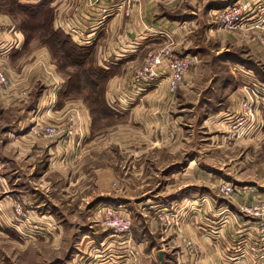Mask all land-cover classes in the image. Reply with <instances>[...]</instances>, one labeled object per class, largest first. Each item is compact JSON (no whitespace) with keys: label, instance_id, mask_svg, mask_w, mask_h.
Returning a JSON list of instances; mask_svg holds the SVG:
<instances>
[{"label":"crops","instance_id":"crops-1","mask_svg":"<svg viewBox=\"0 0 264 264\" xmlns=\"http://www.w3.org/2000/svg\"><path fill=\"white\" fill-rule=\"evenodd\" d=\"M17 1L21 6H24L22 7L23 10L34 11V16H31L36 23L39 15L47 11L52 15V21L49 28L35 27L36 23H34L33 28H27L7 15L0 14V44L11 46L8 48L9 53L3 57L7 60H17V66H19L18 75L15 71L5 72L11 81V86L0 97V103H2L0 105L4 116L15 115L19 118L27 113L25 119L20 118L15 125L18 126L16 134L21 136L18 138L10 133L7 141L9 145H16L20 150H23V146L28 144L29 148H35L38 156L44 152L46 156L53 155V161L49 162L47 170L61 161L73 163L74 157H70V154H73L75 146L78 148L89 146L90 148L93 145H100L98 133L105 131V129L126 127L131 128L132 133L146 132L155 136V138L149 137L147 141H139L137 134H135L130 139L129 146L134 153L131 157L130 168L136 173L139 166L149 165L155 159H151L149 155L141 156L138 149L146 148L149 152L157 148L170 147L169 142L168 145H165L166 140L169 137H179L182 127L175 124L181 122L180 120L183 119L186 110L190 111L189 114L197 119L203 117L202 119L206 123L211 118L218 119L225 115H232L235 110H238L236 108L243 98L253 96L249 92L244 93V88L258 93L256 88L260 87L263 92L260 93L259 98L258 95L254 98H256L257 108L259 106L260 109L263 106L261 110L264 113V77L259 72L249 68L241 59L231 58L229 60L226 58L225 64L230 66L233 76L224 81L225 89L229 91L225 92V100L221 101L217 107L212 106V113L208 112L207 109L213 104L204 98L203 90L191 92L190 87H188L172 94L169 91L168 80L161 78L160 85L155 91L148 94L136 93L135 104H132L133 107L129 113L134 122L133 126L120 124L107 126L98 122L97 116L101 114V109H106L108 114L113 113L115 119H122L125 113H123V107L117 102H120L119 99L122 97L128 82L142 67L145 57L158 49H154L157 43L161 42L160 47L165 43L164 34H170L174 37L175 53L179 56L193 57L195 61L193 67L196 66L198 57L197 53H193V48L187 54L182 53L183 49L187 51L193 45L183 43L181 40L178 41V38L193 35L200 30L202 17L198 16L199 12L196 14L194 11L203 13L204 10L214 11L213 9L221 6L220 4L225 1L144 0L139 7L136 6L131 11L129 10L128 15H125L124 8L116 10V1L113 0H103L101 4L95 5L91 0ZM185 4L194 5L195 10H185L183 7ZM114 9L117 14L113 15L107 21L108 24L102 27L101 20ZM191 17H194V20H191ZM69 23H72V28L68 27ZM211 32L215 31L211 30ZM53 33L60 34L61 39H67L68 43L65 47L63 41L52 37ZM227 38L230 39L229 36ZM71 47L82 53L81 56L83 57L80 61L75 60L71 56L72 54L70 57L64 54L65 51L69 52ZM199 49H202V52L205 51L203 47ZM91 50V56H86ZM229 52L230 49L221 50L216 53V56L229 54ZM257 58L259 57L257 56ZM33 61L34 65L28 64ZM207 65L211 69L215 67L209 61H207ZM37 66L45 73L42 77L31 74V68L35 69ZM217 78L214 75L209 86ZM43 83L46 89L43 94H40L36 88ZM53 99L54 102L56 101L54 105H48L49 100ZM73 111L78 113L79 122L77 121L72 127L73 137L71 141L65 138L44 139L34 134L33 130L37 123L54 125L67 130L71 126L68 119ZM15 123L16 121L13 122V124ZM27 123L29 125H26ZM66 141L70 143H66ZM119 147L122 148L123 146L119 145ZM177 147L179 151L177 158L172 161V165L175 166L172 176L179 181L175 185L177 192H179L188 187L195 188L202 184L203 171L195 156L190 160L189 168L185 169V143L179 139ZM21 155L23 157L18 161L25 160V153ZM37 161L43 163L40 160L34 162ZM37 168L35 165L34 169L38 174ZM91 172L94 174L91 180L95 182L96 187L93 194L86 193L87 186L76 189V192L73 191L83 180L81 177L75 183L70 182L71 189L67 191L69 196H65V198L70 197V199L65 205L71 206L76 198L87 199L88 205L90 201L96 199L92 206L104 205L105 203L117 204L119 199L116 197L120 196L121 192L115 191L113 183L116 180L110 179L111 173H107L101 167H96ZM157 173L151 172L149 174ZM207 177L211 180L213 175L208 173ZM72 179H74V175ZM170 184H165L167 192L170 191ZM3 187L4 185L0 181L1 191ZM54 187L56 185H53L52 190L55 192L57 188ZM45 195L49 197L51 206L56 211L59 203L55 200V195L52 192L44 193ZM13 197V195L6 193L0 195L1 213V209L3 210L4 207L12 204ZM178 198H171L165 202L167 205L178 204L180 207L177 208L185 209L184 201L186 198L184 196ZM157 199L153 200L158 201ZM23 203L25 206H32L36 213H47L48 211L47 204L40 203L36 199L29 201V203ZM145 204L151 211L155 202L147 200ZM240 207L238 204L211 205L209 203L197 207L195 205L193 208L197 210V214L190 218V223H185L183 217L181 221L183 231L180 229L181 233H178L173 226L166 228L163 222L158 221L156 225L155 221L149 219L145 222L147 226L145 228H148L149 231L148 238L140 237L137 233L132 238V244L138 251V264H189L194 260H197L199 264H251L250 258L244 256V253H247L249 245L251 248L257 242L259 228L254 219L240 212ZM173 209L178 211L175 207ZM165 210L167 209L161 210L159 213ZM0 215L3 216V214ZM40 215H42L41 218H48L44 214ZM56 227L55 225L53 229L55 230ZM90 227L94 228V225L91 224ZM137 229L138 226L134 223L133 233ZM155 232L161 233V240L155 238ZM112 236L110 232L106 231L84 234L82 244L95 246L93 250L85 253L88 263L84 264H112L114 259H121L123 253L109 251L113 246V242L109 241ZM160 242L162 246L158 248ZM188 243H192L194 249H191ZM234 243H237V246ZM235 247H239L236 254Z\"/></svg>","mask_w":264,"mask_h":264},{"label":"rangeland","instance_id":"rangeland-1","mask_svg":"<svg viewBox=\"0 0 264 264\" xmlns=\"http://www.w3.org/2000/svg\"><path fill=\"white\" fill-rule=\"evenodd\" d=\"M91 1L93 5L103 2V0ZM143 1L141 0V3ZM222 1L225 2L213 9L214 11L204 10V13L194 11V5L185 4L183 6L187 11H194L196 14L199 12L198 16L202 17L200 19L202 26L197 33L186 35L181 39L178 38V41L181 40L183 43L193 45L187 51L183 49L182 53L187 54L193 48V53H197L198 61L196 66H192L190 69L184 83L175 93H172L176 94L180 89L188 87H190L191 92L203 90L204 98L213 104L207 109L210 113L213 111L212 106L217 107L221 101L225 100V92L229 91L225 89L224 81L232 78L233 73L230 66L225 64L226 58L229 60L231 58L241 59L249 68L259 72L264 77V41L260 40H264V26L260 30H244L245 32L239 33L236 31H243V29L233 31L221 27L218 15L215 12H219L229 5H234L239 0ZM141 3L131 6L128 11H131L136 6L139 7ZM22 7L24 6L18 5L16 0H0V14L7 15L16 22H20L22 26L33 28L36 21L33 20L31 15L34 16V11L23 10ZM128 11H124L125 15H128ZM106 15L105 19L101 20L102 27L108 24L107 21L113 16H110L109 13ZM39 16L35 27L49 28L52 15L47 11L42 12ZM45 17L47 18L46 20ZM191 18V20H194V17ZM211 30L215 32H211ZM224 35L227 36L225 37ZM228 36L230 39L227 38ZM172 38L174 39V37ZM174 40L173 48L175 49L176 43ZM160 43L154 46V49H158L145 57L142 67L137 71L143 68L146 59L151 54L167 45V41L161 47ZM200 47H203L205 51L202 52V49H199ZM227 49H230L229 54L216 56L217 52ZM3 56L0 55V70L6 73L9 70L15 71L18 75V61L7 60ZM207 61L215 67H212V69L208 67ZM28 64L32 66L34 61ZM31 74L42 77L45 73L37 66L35 69L31 68ZM17 75L13 76L16 77ZM134 75L131 78L132 80ZM214 75L218 78L209 86V82ZM132 80L124 88L123 94L127 93L130 96L136 95V92L148 94L158 89L161 82L159 80L155 85L146 86L144 84H135ZM207 86L209 87L205 89ZM45 89L44 83L36 88L40 94H43ZM256 89L258 93L244 88V93L249 92L253 96L251 98H243L236 108L238 110H235L232 115H225L218 119L211 118L207 123L202 119L203 117H198L197 119L189 114L191 113L190 111L186 110L183 119L180 120L181 122L175 124L182 127L181 134L179 137H169L166 140L165 145H168L167 143L169 142L170 147L157 148L149 152L146 148L138 149L141 156L149 155L151 159H155L149 165L139 166L136 173L130 168L131 157H133L134 153L130 149L129 141L135 134H137L139 141H147L149 137L155 138L152 134L146 132L132 133L131 128L126 127L105 129V131L98 133L100 135L98 139L100 145H93L90 148L89 146L85 148L75 146L73 154L68 153L70 157H74L73 163L71 161H68V163L61 161L47 170L49 162L53 161V155H47V157L44 152L38 156L35 148H29L28 144L25 147L23 146V150H20L18 146L9 145L7 141L10 133L18 138L21 136L16 134L18 126L15 125H17V121L20 118L25 119L27 113H24L19 118L15 115L4 116L0 105V181L4 185L2 191L0 189V195L6 193L14 196L12 204L4 207V212L2 209V213L0 212V214H3V216L0 215V264L88 263L85 253L93 250L95 246L82 244V236L87 234V232L103 233V231L110 232L113 235L109 240L113 242V246L109 251L123 253L122 258L114 259L112 264H138V251L132 244V238L135 237V233L140 237L148 238L149 231L148 228H145L147 227L145 222L149 219L150 221H155V223L158 221L162 223L160 216L174 218L175 222L179 223V226H174V228L178 233H181L183 217L185 223H190V218L197 214V210L193 208L195 205L197 207L210 203L211 205L238 204L241 206L264 201V113L261 110L263 106L260 109L259 106L257 108L256 98H254L256 95L259 98L260 93L263 91L260 90V87ZM247 101L252 102L254 105V113L252 115H249L244 108V104ZM124 102H117L118 105H126L127 107L126 110H123L125 114L122 119H115L113 113L101 112L103 115L97 116L98 122L107 126H112L113 124L133 126L134 122L129 114L133 106ZM239 119L242 120L240 122L241 125L238 122ZM68 120L71 124L69 128H72L77 121L79 122L78 113L73 111ZM14 121H16L15 124H13ZM26 125L29 124L27 123ZM58 128L64 131L63 137H66L65 135L69 132V128L67 130ZM66 139L71 141L69 138ZM179 139L185 143V169L189 168V162L195 156L203 174L202 184L197 185L195 188L191 186L177 192L175 185L179 181L172 176L173 168L175 167L172 165V161L177 158L179 151L177 141ZM66 143L70 142L66 141ZM75 145L77 144L75 143ZM119 145L123 147L120 148ZM24 153L25 160L18 161V159L23 157L21 154ZM35 160L43 161V163L34 162ZM35 165L38 167V174L35 172ZM96 167L103 168L107 173L110 172V179L116 180L114 183L112 182L115 191L121 192L120 196L116 197L119 199L117 204L105 203L104 205L92 206L96 199L90 201L88 205L87 199L76 198L71 206L65 205L70 199V197L65 198V196H69L67 191L71 189L70 182L75 183L81 177L83 180L73 191L76 192V189L87 186L86 193L93 194L96 187L95 182L91 180L94 175L91 171ZM151 172L158 173L149 174ZM208 173L213 175L211 180L207 177ZM73 175L74 179H72ZM167 183H171L169 192L165 190V184ZM227 183L234 188V194L230 198L223 197L220 193L222 186ZM53 185H56L54 188H57L55 192L52 191ZM50 192L55 195V200L59 203L56 211L52 208L49 197L44 196V193L49 194ZM179 196L180 198L183 196L186 198L184 201L185 209L177 208L180 207L178 204L167 205L165 202L171 200V198L176 199ZM34 199L40 203L47 204V213H36L33 211L32 206H25L23 203H29V201ZM147 200L155 202L151 211L145 204ZM156 203L158 204L156 205ZM107 207L117 208L122 215L129 216L133 221V228L134 223L137 224L138 229L134 233L132 230L133 235L132 233L129 236L115 235L113 230L102 226L105 219L104 209ZM174 207L178 211L172 210ZM190 208L191 210H189ZM164 209H167L169 213H159V211ZM40 214H44L48 218H41L42 215ZM91 224L94 225V228L90 227ZM55 225L58 228L56 227L54 230L53 227ZM154 235L155 238L162 239L160 232H155ZM234 244L237 246V243ZM161 246L162 243L160 242L158 248ZM231 246L233 247L234 245ZM247 250V253L244 254L249 257L247 254L250 253L251 256L250 245ZM238 251L239 247H235V254ZM249 260L251 264H255L252 258Z\"/></svg>","mask_w":264,"mask_h":264},{"label":"built area","instance_id":"built-area-1","mask_svg":"<svg viewBox=\"0 0 264 264\" xmlns=\"http://www.w3.org/2000/svg\"><path fill=\"white\" fill-rule=\"evenodd\" d=\"M113 1H116V10L124 8L127 11L131 8V6L139 5L141 3V0ZM116 10L114 9L111 11V14L109 13V15L111 16L117 14ZM216 14L218 15L220 26L225 29L233 31L242 29L246 31L260 30L264 26V0H239L234 5H229ZM68 27L72 28V23H69ZM163 38L167 41V45L163 49L151 54L146 59L143 68L135 73L132 81L135 84L152 86L155 85L161 78H166L168 80L169 91L171 93H175L184 83L187 74L194 64V59L190 56H179L175 53V49L173 48L174 39L172 38V35L164 34ZM260 40L262 42L264 41L262 39ZM10 47V45L0 44V55L8 54V48ZM10 86L11 81L9 77L5 72L0 70V96L3 95ZM123 95L125 96L120 97V102L125 101V104H135V95L130 96L127 93L122 94V96ZM55 102L54 99L49 100L48 105H54ZM121 107H123V110L127 109L126 105ZM244 108L249 115L254 113V105L252 102L247 101L244 104ZM241 121L242 120L240 119L238 120L239 123ZM33 131L35 135L42 136L46 139H71L73 137L72 128H69V132L65 135L66 137H63L64 131L54 125H41L37 123ZM220 193L223 197L230 198L234 194V188L231 184H224ZM240 212L245 216L254 219L258 223V241L253 245V247H251V256L250 253H248V255L250 259H253L255 264H264V201L241 205ZM164 213L169 212L168 210H165L162 214ZM104 216L105 219L102 223L103 227L113 230L115 235H131L133 230V221L129 216L122 215L119 209L113 207L105 208ZM160 219L165 224L166 228L179 226V223L175 222L174 218L171 219L167 216H160ZM188 246L191 249H194L192 243H188ZM189 264H199V262L194 260Z\"/></svg>","mask_w":264,"mask_h":264},{"label":"trees","instance_id":"trees-1","mask_svg":"<svg viewBox=\"0 0 264 264\" xmlns=\"http://www.w3.org/2000/svg\"><path fill=\"white\" fill-rule=\"evenodd\" d=\"M16 2L18 3V1L16 0ZM18 5H20L19 3H18ZM21 6V5H20ZM52 37H54V38H57V39H59V40H61V41H63V46L65 47L66 46V44L68 43L67 42V39H61V35L60 34H54L53 33V35H52ZM69 52H67V51H65L64 52V54L65 55H68L69 57H70V54H72L71 56L72 57H74V59L76 60H79L80 61V59L83 57V56H81V52L80 51H77L74 47H71V48H69ZM91 54H92V50L91 51H89L87 54H86V56H91ZM100 111H102V112H107V110L106 109H101Z\"/></svg>","mask_w":264,"mask_h":264},{"label":"bare ground","instance_id":"bare-ground-1","mask_svg":"<svg viewBox=\"0 0 264 264\" xmlns=\"http://www.w3.org/2000/svg\"><path fill=\"white\" fill-rule=\"evenodd\" d=\"M217 13V12H216Z\"/></svg>","mask_w":264,"mask_h":264},{"label":"water","instance_id":"water-1","mask_svg":"<svg viewBox=\"0 0 264 264\" xmlns=\"http://www.w3.org/2000/svg\"><path fill=\"white\" fill-rule=\"evenodd\" d=\"M162 257V256H161Z\"/></svg>","mask_w":264,"mask_h":264}]
</instances>
